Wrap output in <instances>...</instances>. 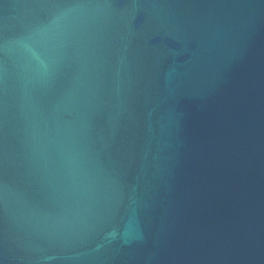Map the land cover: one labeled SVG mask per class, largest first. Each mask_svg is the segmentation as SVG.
I'll use <instances>...</instances> for the list:
<instances>
[{
    "label": "water",
    "instance_id": "1",
    "mask_svg": "<svg viewBox=\"0 0 264 264\" xmlns=\"http://www.w3.org/2000/svg\"><path fill=\"white\" fill-rule=\"evenodd\" d=\"M0 264H264V0H0Z\"/></svg>",
    "mask_w": 264,
    "mask_h": 264
}]
</instances>
